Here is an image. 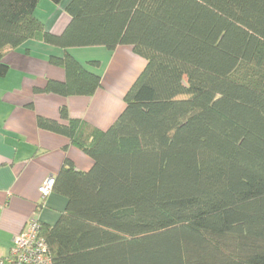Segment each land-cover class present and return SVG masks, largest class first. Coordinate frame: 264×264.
Wrapping results in <instances>:
<instances>
[{"label": "trees", "instance_id": "1", "mask_svg": "<svg viewBox=\"0 0 264 264\" xmlns=\"http://www.w3.org/2000/svg\"><path fill=\"white\" fill-rule=\"evenodd\" d=\"M58 5L62 0H50ZM40 0H0V77L30 41L63 50L65 81L43 92L90 97L101 78L68 51L127 46L146 64L105 131L37 118L93 162L65 160L41 224L53 264H264V0H70L59 36Z\"/></svg>", "mask_w": 264, "mask_h": 264}, {"label": "crops", "instance_id": "2", "mask_svg": "<svg viewBox=\"0 0 264 264\" xmlns=\"http://www.w3.org/2000/svg\"><path fill=\"white\" fill-rule=\"evenodd\" d=\"M70 0L58 5L40 0L35 17L52 35L59 36L69 23L64 8ZM63 50L30 41L9 50L3 60L7 73L0 77V258L10 256L13 241L29 220L54 225L66 207V199L50 193L41 197L39 188L49 177L55 178L65 160L75 170L87 172L93 162L63 136L37 126L42 117L65 123L59 116L62 107L71 119L82 120L105 131L124 109V96L146 62L130 47L120 46L113 52L102 47L76 48L68 52L101 78V87L90 97H60L35 92L48 81L64 82L62 68L48 63L50 55L61 56Z\"/></svg>", "mask_w": 264, "mask_h": 264}, {"label": "built area", "instance_id": "3", "mask_svg": "<svg viewBox=\"0 0 264 264\" xmlns=\"http://www.w3.org/2000/svg\"><path fill=\"white\" fill-rule=\"evenodd\" d=\"M54 178L49 177L39 188L41 197L52 193ZM0 264H53L45 240L41 236V224L31 219L23 231L15 237L10 256L0 258Z\"/></svg>", "mask_w": 264, "mask_h": 264}]
</instances>
